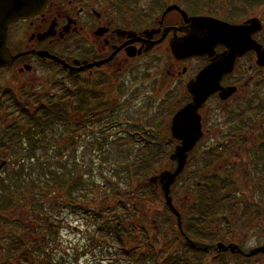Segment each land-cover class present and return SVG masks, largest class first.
I'll return each mask as SVG.
<instances>
[{
	"label": "flooded vegetation",
	"instance_id": "af4514ba",
	"mask_svg": "<svg viewBox=\"0 0 264 264\" xmlns=\"http://www.w3.org/2000/svg\"><path fill=\"white\" fill-rule=\"evenodd\" d=\"M180 1L181 3L172 0H45L43 7L31 17L17 19L8 24L5 45L11 58L8 61L11 63L1 65L0 72L9 74V77L22 79L20 84H30L32 89H34L35 84H53L55 87L58 85L62 88L57 92L55 89L46 93L47 87L40 85L30 96L27 98L23 96L21 99L9 91L8 100H11V95L17 102L27 104L33 100L32 96L39 99H50L57 96L59 91L67 90L70 94L66 99L73 104L80 102L81 99L87 100L92 105L101 104L106 101V84H136L139 76L144 75L143 80L151 77V72H154L155 66L165 64L166 61L168 67L167 71L163 73V77L153 81L154 75L150 80L153 84H159L160 80H163L165 87L173 86L176 91L180 92L178 101L181 105L176 111L173 105L169 107L167 104L168 107L165 108V97L161 102V116H163L164 110L162 118L167 121L166 128L171 137L170 126L173 116L192 100L187 90L190 83L213 62L228 61V57L230 58L232 55L230 54L231 51L233 53L238 50L235 47L228 49L223 44H217L213 48L210 58L195 55L175 59L171 55L170 41L180 39L185 36L186 31H191L193 28L191 18L193 17H211L230 25H241L253 18L237 21L231 17L233 12L231 8H228L230 10L228 13L219 10L214 15L193 13L187 10L184 2L192 6L200 1ZM257 18L262 21L263 28L251 37L257 45L264 49V21L260 17ZM233 54L235 59L232 68L228 73L222 75L217 92L210 95L198 111L203 137L188 154L187 163L170 191L172 205L181 218L182 232L177 226V218L165 205L167 214L172 217L173 221L175 220V224H166L168 230L175 233L173 250H176V253L165 252V264H182L186 258L191 260L190 264H204L203 258L212 255L213 258L219 260L218 264H222L224 260L227 261L229 255L239 257L252 264H264L263 253H257L251 257L247 256L251 251L264 248V244L252 245L248 250L247 248L243 249L242 244L234 235V226L230 223L221 222L218 224L219 221L217 222L219 217L229 212L230 216L233 215L234 220H239L242 223H247L250 218L256 216V221H259L258 217L263 211L259 201L264 199V191L259 194L256 189L260 190L259 185L264 184V58L258 57L257 51L254 49L245 51L240 55ZM1 79L0 84L8 83L6 76ZM140 82L143 83V81ZM11 90L15 91V89ZM6 92L7 89H0V104L5 110H7L8 102L5 97ZM174 94L173 96H175ZM133 100V97L126 99L125 96H122L121 99L115 97L109 102H113L114 105H122L123 103L127 104V102L132 103ZM17 102H14V107L17 108L12 114L17 113L19 116L18 136L16 135V138L19 137V142L22 144L24 139L20 133V126H23L22 120L25 113H20ZM1 113L4 116L9 114L8 112L4 113L2 109L0 110V157L1 152H9L10 149L14 148V141L9 144V140L10 137L13 140L15 138V130L11 128L6 130V124L9 123ZM165 113L169 114L165 115ZM217 113L221 114L219 120L222 121L221 127L218 121V128L225 131L222 135V130L212 131V123L209 122ZM99 114L84 113L82 124L85 125V128L71 129L67 132L66 139L62 138L60 141L65 139L67 146L70 145V147L77 145L80 140L84 141L80 147L83 152H86L87 141L90 143L91 138L85 130L93 131L91 127L103 126L97 133H91L95 139L91 145L97 147V143L102 141L105 135L106 137H113L109 134L111 129L104 128V120L103 124L102 121L91 124L93 123L89 120L91 117H99L101 120ZM71 115L72 117L77 116L76 114ZM102 116L104 118L105 115ZM10 119L13 120V118ZM213 132L214 134L217 133V137L212 136ZM207 137L211 138L210 140L214 144L207 148L205 153L199 154V159L196 160L194 153L201 148V143ZM1 139L3 141L5 139V145ZM172 141L175 142L172 152L165 161L167 164H174V168L170 169L171 171L176 168V162L170 161L169 157L178 144L176 141ZM24 145L22 144L23 147ZM10 146L12 147L9 149ZM15 146L21 147L20 144ZM94 149L96 150V147ZM52 150L51 147L50 151ZM95 150L92 151L96 156H92L93 160H90V163L87 155L82 160L77 161L73 156L69 157L60 152L57 154L54 152L51 166L58 171L54 176L55 179L60 178L65 170L66 180L72 181L70 175L74 166H77L84 171L83 181H88V167H103L107 164L103 160L102 153ZM219 161L226 164L225 168L212 169V165ZM8 162L9 160L0 161V171ZM194 166L198 168V173L194 169L186 173L189 167L192 169ZM198 174L204 176L202 179L220 181L229 186L226 190L228 192L220 193L218 196L214 195L216 201L217 199L222 201L217 203L219 207L216 209L205 207L209 204L207 201L211 197L208 192L193 194V199L195 197L199 201L190 202L185 197L187 189L184 186V181L177 190H173L179 180L178 178L183 176L184 180L189 181L195 175L200 177ZM239 174L242 176L240 184L237 182ZM238 184L239 186L245 184L246 189L240 190L239 188L238 190ZM248 194L253 196V200L246 198ZM172 195L178 199L177 201L182 202L179 209L175 206ZM259 197L261 199L255 200ZM247 201L251 203H246ZM61 206L64 211L73 212V209L71 211L69 208ZM189 207L198 210L197 216L187 217L186 210ZM78 212L86 213L77 206L76 213ZM181 214L184 216L181 217ZM53 216L54 225L57 221V215L53 214ZM185 216L190 220L188 225L184 227ZM165 220H167L166 216ZM153 228L156 230L158 227L155 225ZM217 244L226 247L236 245L242 254L204 249L205 246L216 247ZM165 249L167 250V245ZM112 258L111 256H101L92 264H104L106 260L115 262ZM114 258H118L121 263L123 262L120 257Z\"/></svg>",
	"mask_w": 264,
	"mask_h": 264
},
{
	"label": "trees",
	"instance_id": "16d2710c",
	"mask_svg": "<svg viewBox=\"0 0 264 264\" xmlns=\"http://www.w3.org/2000/svg\"><path fill=\"white\" fill-rule=\"evenodd\" d=\"M220 1L222 0H218L217 2ZM247 1L260 2L264 0ZM234 8L235 7H233V9ZM69 94L67 90H61L58 92L57 96L50 99H39L32 96L33 100L27 102V104H22L20 101H18V103L10 95V99L15 103L17 102V105L19 104L20 113H25V117L22 120L23 126H20V133L24 139L22 144L25 145L23 148L22 144L19 142V137L14 140L10 137L9 144H12V141H14V148L10 149L12 147L10 146L9 152H1L3 156H9V161L14 163L10 166L13 169L4 177H0V211L18 210L20 207L19 203L22 202V200H28L32 209V216L46 220L45 231L51 232L46 224L54 222V216L51 214V207H53L54 210L57 205H63L64 208H69L71 211L73 209V212H76L78 206L79 209L84 210L86 213L93 210L89 212V214H91V219L96 220L95 223L97 224L93 226L95 229V236L91 239V247L95 249L96 246L99 245L105 249L106 247L113 248L112 252L106 254L108 256L102 255V257H109L115 254L113 258L123 257L122 259L126 260L127 263L165 264V248L159 244L160 242L157 241L156 235L153 237L149 236L148 227L144 223L145 221L143 219H147V213L145 212V214L143 213L142 215L136 213L132 219L130 218L132 210L140 206L142 202L146 203L149 199V195L145 191H142L143 189H140L137 192L135 202L132 204H123L121 202L117 205L114 201V198L118 196L116 195L117 191L111 192L113 186L116 188L117 185L115 182L112 184L111 182L112 180L116 181L115 178L118 174L119 177L122 178V183L137 181L139 182L138 184H140V181L147 182L149 176L155 175L156 172L165 165V161L172 152L175 142H173L168 135L165 126L164 130L160 132V127L154 129L152 127L139 126L137 124L138 127H133L129 129V131L126 130V134L118 133V141L116 135L113 137H106L105 135L102 138L103 140L97 143L98 147L96 145H91L92 148L96 147V150L102 153L101 155L104 157L103 160L107 162L108 171L111 172L110 174L113 179L104 178L106 176L98 172L101 177H99V179H102L100 183L96 177L92 176V170H96V168L92 166L87 168V172H89L87 185H85L82 179L84 171L77 166H74L70 175L72 181L66 180L65 170L60 175V178L58 177L55 179L52 167L50 166L52 162L47 157V154L51 152V145L49 144L54 137L55 129L58 128V131L65 133V136H67V132L71 129L78 130L85 128V125L82 124V115L89 112L105 115L103 118V116L99 114L101 120H99V117H91L89 119L93 122L91 124H97L99 121H102L103 124L104 120V128L112 130L121 126V123H117V120L123 118V111H125L121 104L114 105L112 104L113 102L107 100L101 104L95 103V105H92L88 103L87 100L81 99L80 102L73 104L66 99L69 97ZM124 106H127V104ZM1 109L5 111L0 104V110ZM65 113L76 114L77 116L64 118L63 116ZM77 117H79L78 120L80 123ZM162 122L165 124L164 118H162ZM10 128L15 130L18 136V124L16 123V126L12 124L6 126V130ZM1 141L4 143L3 145H5V139L4 141L1 139ZM18 144L21 145L20 148L15 146H18ZM16 153H18V157L15 158V156L12 155ZM106 166L104 165L103 167ZM115 166L120 167L116 168V171H113L112 168ZM99 168L102 169V167ZM192 169L196 170V173H198V168L196 166L192 167ZM198 175L200 176V174ZM37 176H39V179ZM202 177L204 176L201 175L197 177V175H195L190 178L189 181L184 180V186H186L187 189H185V197L188 198L190 202H196L199 200H196L195 197L193 199V194L208 192V194H211V197L207 201L209 204L205 205V207L216 209L219 207L217 203H221L222 201L220 199L216 201L214 195L218 196L220 193L224 194V192H228L226 190L229 186L220 181L202 179ZM180 185V181H178L173 190H177ZM102 187H108L109 190ZM145 187L155 192V188L152 185L145 183L142 185V188ZM88 189L89 192H87ZM60 192H62V195H59ZM110 202H114V207L117 209L120 207L123 211H127L128 213L126 214L129 215V217L126 219V214L123 216H115L114 213L110 216L101 215L99 209H97L98 206L101 204L104 206L105 203ZM48 206H50V208ZM44 208L46 210H44ZM197 212L198 210L196 208L189 207L186 210V215L188 218H193L197 216ZM165 214H167V211L164 206V213L162 214V217H164V225ZM183 216L184 215L181 214V217ZM2 217L3 214L0 215L1 219ZM187 217L185 216L186 221L183 223L184 227L188 225L190 220ZM127 220L129 221L127 222ZM152 221L153 220L150 221V226L153 227ZM9 223L11 222H7V224ZM15 223L17 222L15 221ZM170 223L175 224V221H170ZM43 236L45 239H42L40 245H37L35 242L37 240L34 239L32 242H25L23 245L22 243L16 246H10L9 244L8 259L3 261V263L52 264L51 258L53 255L51 252V244H54V240L52 241V236L50 234L48 236L43 234L39 239ZM151 240L156 241L157 245H151ZM133 241H136L137 244H143L142 247L147 249L142 250L141 246L137 249L132 246ZM114 243L117 246H114ZM159 246L162 248H159ZM47 248H50V252L47 251ZM188 259L189 258H186V261L182 264H190L191 260Z\"/></svg>",
	"mask_w": 264,
	"mask_h": 264
},
{
	"label": "rangeland",
	"instance_id": "374dc122",
	"mask_svg": "<svg viewBox=\"0 0 264 264\" xmlns=\"http://www.w3.org/2000/svg\"><path fill=\"white\" fill-rule=\"evenodd\" d=\"M176 1L178 3H181L180 0H172ZM200 2L190 5L186 2H184V6L187 7L188 11L197 12L201 14H207V15H214L217 14L219 10H221L224 13H228L230 11L228 8L233 9L232 16L234 19L237 21H242L244 19L250 18V17H260L264 21V1L261 2H248L247 0H222L220 2H217L218 0H198ZM226 2V3H224ZM223 7V8H221ZM263 39H264V31H263ZM168 63L165 61V64H161L158 66H155L154 72H151L152 76L147 77V79H144V75L139 76L136 84H106V100L109 101L110 99H114L115 97L117 99H121L122 96H125L126 99L129 98H134L133 102H127V106H124L126 104H122V108L125 110L124 116L122 119L117 120V123H121L120 127H116L115 129H112L109 134L111 135H116L118 133H124L126 134L129 129H132L133 127H138L139 126H147V127H152L154 129L160 127V132L161 130H164V126L166 128V120L165 124L162 122V117L164 116V110H163V116H161V102L162 99L165 97V108L173 105L174 109H176L181 105L180 101H178V97L180 95V92L176 91L173 86H167L165 87V84L163 83V80H160L159 84H153L152 81L150 80L154 75L155 78L153 81L156 79H161L163 77V73L167 71ZM165 68V70H164ZM0 80L2 81L1 78H4L6 76L7 84H0V89H7L6 92V99L8 100V94L9 91L15 93L14 95L18 97V99H21L23 96L27 98L30 96L34 91H36L38 87L44 86L47 87L46 93L51 90H60L62 88L61 86H54L53 84H35L34 89H32L30 84H20V81L22 79H17L12 77H9V74L7 75L6 73H1L0 72ZM140 81H143L141 83ZM132 83V80L130 81ZM134 82V81H133ZM169 84V83H168ZM23 85H26L25 87ZM43 87L44 90H46ZM59 87V88H57ZM11 89H15V91H12ZM55 92V94H56ZM136 93V94H135ZM175 96H173V94ZM24 94V95H22ZM5 102V101H4ZM168 104V106H166ZM17 107H14V101L13 100H8L6 109L4 113L8 112L9 114L4 116L2 113L1 115L8 121L9 124L6 125H14L16 126V123L18 124V115L17 113L12 114L14 110H16ZM169 113H165V115H168ZM221 114H215L210 119V123H212L211 129L212 131L214 130H222L221 135L225 133L223 129H219L218 127V121L220 124V127L222 125V121L219 120V116ZM9 116V118H8ZM72 115L65 113L64 118H70ZM10 118H13L10 119ZM79 117H77L78 120ZM165 119V118H164ZM80 123V121L78 120ZM80 125V124H79ZM124 125V126H122ZM103 126H99L97 128L91 127L93 131L90 129L85 130L86 133L90 134V143L87 141L86 144V152L82 151V146L84 144V141H79L77 145L70 147V145L67 146L65 142V133H61L58 131V128L55 129L54 132V137L49 145L53 148V150L47 154V157L50 159L52 162L53 154L57 153H62L63 155L66 154V156L69 157H74V159L77 161L82 160L84 156L88 157L89 163L91 162L90 160H93L92 156L94 155L92 150H95L92 148L91 143L94 139V137L91 135V133H97L99 129H101ZM122 127V129H121ZM127 130V131H126ZM217 133L214 134L212 133L213 137L216 136ZM62 138H65L64 140L60 141ZM119 135L117 136V141H118ZM208 138V137H207ZM205 138L204 142L201 143V148L198 149L197 152L194 153L196 160L199 159V154H203L206 152V149L211 147L212 144H214L210 139L211 138ZM16 139V132H15V138ZM215 139V138H214ZM67 146V147H66ZM50 147V148H51ZM69 147V148H68ZM24 148V147H23ZM96 151V150H95ZM197 153V154H196ZM44 155V154H43ZM42 155V156H43ZM18 157V153L12 155ZM10 156L11 158H13ZM103 156V155H102ZM225 156V155H224ZM223 156V157H224ZM9 160V156H3L1 154L0 161ZM13 160V159H11ZM96 160V157H95ZM97 162V160H96ZM14 162L9 161L4 168L0 171V177H4L10 170L13 168L10 167ZM52 164H50L51 166ZM107 165V164H106ZM105 165V166H106ZM226 164L224 162H217L212 165V169L220 170L221 167L223 169L225 168ZM52 167V166H51ZM120 167V166H119ZM119 167H113L112 170L116 171V168ZM96 168V170H92V176L96 177L97 180L101 183L102 179H99V175L101 172L103 173L106 177L104 178H110L113 179L111 176V172L108 171V166L106 167H93ZM174 168V164L170 165L165 163V165L156 172L158 174L159 172L163 170H170ZM193 170V169H192ZM54 176L57 174V169L52 168ZM91 171V169H90ZM191 171V167H189L186 170L187 172ZM155 174V175H156ZM91 176V175H90ZM153 176V175H151ZM149 176L146 181H133L130 183H122V178L118 176L115 178L116 181L111 182L116 183V188L113 186L112 191H117L116 196L114 198V201L117 205L119 203L123 204H132L135 202L136 197H137V192L140 189H143L142 191H145L149 195V199L147 200L146 203L142 202L140 206L137 208L133 209L130 218L132 219L134 215L139 214L142 215L145 212L147 213V219H143L145 224L148 227L149 230V236L153 237L156 235L157 241H159L160 245L165 248L167 245V250L165 249V252H168L169 254L174 252L176 250H173L174 243L173 240L175 238V233L174 231H169L168 230V225L166 223H170V221H173L172 217H170L168 214L165 216L167 217V220H165V225L163 224V219L162 214L164 213V200L162 198V194L160 193V190H155V192L151 191L148 187L142 188V185L145 183H148V179L151 177ZM241 174H239V177H237V182L240 184L241 180ZM39 179V176H37ZM101 178V177H100ZM87 179V178H86ZM180 181V184L182 185V181H184L183 176L181 178H178ZM89 180V179H88ZM28 182V181H27ZM30 182V181H29ZM87 182H85V185H87ZM90 183V181H89ZM149 184V183H148ZM237 186V189L243 190L245 188V184L241 186ZM99 185V184H97ZM138 185V186H137ZM137 186V187H136ZM102 188H107L108 187H102ZM260 190L256 189L257 193H261L264 191V184L259 185ZM89 192V189L87 190ZM59 195H62V192L59 193ZM51 197V195H50ZM248 200H253V196L251 194H248L246 196ZM173 202L177 209H179L182 205L181 201H177L176 197L172 195ZM261 197L256 198L255 200H259ZM262 201H259L262 204V212L260 214L259 221L257 220V216L250 218L247 223H242L241 221H237L236 219L232 218L233 215L230 216V212L222 215L217 219V222L219 221L218 224L221 222L224 223H230L234 226V235L237 238L238 242L242 244V248H251L252 245L255 244H264V199H261ZM114 202L110 203H105L104 206L101 204L98 206L97 209H99V212L101 215H107L110 216L112 213L115 214V216H123L127 211H123L120 209V207L117 209L115 206ZM246 203H251V202H246ZM137 204V203H135ZM19 208L18 210H4L0 211V215L3 214L2 219L0 218V244L2 245V251L0 253V263L1 264H8V263H3V261L8 259V254H9V244L10 246H16L19 243L25 244V242H32V240H37L35 241L36 244L40 245L42 243V239H45V235L39 239L43 234H46L47 236L50 234L52 236V241L54 240V244H51L52 247V255L53 257L51 258L52 264H87L88 262L90 264L94 263V260H98L101 258L102 255H106L108 252H112L113 248L106 247L102 248L96 246V248L91 247V239L95 236V229L93 226H95L97 223L96 220L91 219V214L89 212L93 211H88V213H76V212H67L64 211L62 206L57 205L54 210L53 207H51V214L57 215V221H55L54 225H49V230L51 232H46L45 231V220L40 219V218H35L32 216V209L28 203V200H22V202L19 203ZM50 208V206H48ZM96 209V210H97ZM44 210H46L44 208ZM95 210V211H96ZM50 212V210H49ZM70 213V214H68ZM89 214V215H88ZM126 219L129 217V215H125ZM136 217V216H135ZM155 220L157 223V231L150 226V221ZM15 221L17 223H15ZM129 220H127L128 222ZM175 221V220H174ZM7 222H11L7 224ZM14 222V223H13ZM99 222V219H98ZM258 223V226H257ZM47 224V223H46ZM172 223H170L171 225ZM162 227V228H161ZM161 228V229H160ZM227 229L229 230L228 226ZM172 243V244H171ZM93 244V243H92ZM151 245H157V242L154 240H151ZM176 244V243H175ZM114 246H117L115 243L113 244ZM143 244H137L136 241L132 242V246L136 247L138 249L139 246H141L142 250H145L147 248L142 247ZM159 246V248H162ZM47 251L50 252V248H47ZM179 252V251H178ZM115 256V254H113ZM111 255V257H113ZM108 256V255H106ZM120 256V255H116ZM190 256V255H189ZM214 256L210 257H204V264H218L219 260H216L213 258ZM123 258V257H122ZM121 258V259H122ZM114 259L115 262L110 261L108 262L107 260L105 261L104 264H132L131 262L129 263H123L127 262L126 260L122 259V263L118 261V258H112ZM136 264V263H135ZM222 264H252L247 261H244L240 259L239 257L235 256H230L228 257L227 261L224 260Z\"/></svg>",
	"mask_w": 264,
	"mask_h": 264
},
{
	"label": "water",
	"instance_id": "95a60500",
	"mask_svg": "<svg viewBox=\"0 0 264 264\" xmlns=\"http://www.w3.org/2000/svg\"><path fill=\"white\" fill-rule=\"evenodd\" d=\"M44 1L0 0V66L11 63L8 61L11 58L5 45L8 24L17 19L31 17L43 7ZM183 14L186 16L184 12ZM191 25L193 28L190 32L186 31L184 37L170 41L171 55L175 59H183L195 55L208 56L210 58L211 52L217 44H223L228 49L235 47L238 51L233 53H236V55L254 49L257 51L258 57L264 58V49L257 45L251 37L263 28L262 21L256 17L247 20L241 25H230L211 17L201 16L191 18ZM233 53L231 51L230 54L232 55L230 58L228 57V61L219 60L213 62L190 83L187 90L192 100L173 116L170 126L171 139L178 144L170 155L169 160L176 162V168L172 171L163 170L148 180L149 184L161 191L164 204L177 218V226L180 230L181 219L172 205L170 191L187 163L188 154L203 137L201 118L198 111L205 100L217 92L218 83L222 75L228 73L232 68L235 59ZM204 249L242 254V251L236 245L226 247L222 244H217L216 247L205 246ZM257 253L264 254V248L251 251L247 256L251 257Z\"/></svg>",
	"mask_w": 264,
	"mask_h": 264
}]
</instances>
